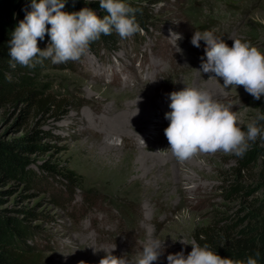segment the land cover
<instances>
[{
	"label": "rangeland",
	"instance_id": "rangeland-1",
	"mask_svg": "<svg viewBox=\"0 0 264 264\" xmlns=\"http://www.w3.org/2000/svg\"><path fill=\"white\" fill-rule=\"evenodd\" d=\"M123 2L149 10L146 28L112 48L86 51L78 61L53 64L49 59L13 69L10 48L0 46V155H15L13 161L22 160L30 172V177L9 174L0 162V217L29 230L27 243L41 254L40 264H99L106 255L102 249L114 247L112 255L137 260L152 239L164 241L165 248L153 264H167L168 254L183 251L186 257L193 244L204 246L196 237L201 229L227 227L225 234L216 232V239H237L264 216L260 158L239 174L234 154L222 151L176 159L170 169L177 165L178 184L176 176L165 175L164 163L155 169L152 160L139 155L128 159L130 152L143 149L138 148L145 143L143 135L164 132L167 126L158 129L157 122L167 109L153 106L142 132L116 135L110 142L94 122L105 118L113 96L122 91L138 97L147 93L170 104V93L201 87L219 103L232 105L246 132L249 123L264 115V95L256 100L243 86L226 89L223 78L203 73L205 42L197 48L191 39L195 31H213L229 47L239 39L264 52V0ZM172 33L182 37L175 46ZM25 79L37 92L30 100L19 95ZM92 141L115 147V158L99 156ZM6 143L12 145L6 148ZM257 143L258 137L249 141L248 150ZM169 156L163 154L160 162ZM129 169L134 173L127 175ZM68 172L73 184L66 183Z\"/></svg>",
	"mask_w": 264,
	"mask_h": 264
},
{
	"label": "clouds",
	"instance_id": "clouds-1",
	"mask_svg": "<svg viewBox=\"0 0 264 264\" xmlns=\"http://www.w3.org/2000/svg\"><path fill=\"white\" fill-rule=\"evenodd\" d=\"M99 2L100 8L107 12L103 19L88 8L71 13L61 11L65 7V0H31L32 10L26 13L11 34L9 66L13 69L17 64L35 67L49 59L53 64L78 61L87 51L90 42L98 40L101 34L111 35L115 30L123 39L142 31L135 19L139 9L130 7L123 0ZM48 25H51L50 29ZM46 34L50 36L51 43L41 50L38 39L43 40ZM171 36L174 46L176 40L182 38L177 33ZM200 41L206 45V62L201 58L203 73L215 74L210 77L213 79L223 78V87L226 89L230 85L243 86L256 100L264 95V52L239 39H233L229 47L213 31H195L191 43L199 48ZM177 51L181 50L177 48ZM169 98L171 111L165 114V118L170 123L164 134L172 154L180 161L199 153L214 154L218 151L242 158L250 147L249 141L254 142L257 137L264 139V132L257 126L258 121L264 120V115H258L247 125V131H242L232 105L219 103L205 88L186 87L170 93ZM114 248L110 251L102 249L106 255L100 259L99 264H153L165 251L164 241L159 239L146 243L137 260L112 255ZM259 256V252L255 253L256 258L248 256L246 264H258ZM167 264L242 262L222 258L210 250L207 244L203 247L193 244L186 257L183 251L168 254Z\"/></svg>",
	"mask_w": 264,
	"mask_h": 264
},
{
	"label": "trees",
	"instance_id": "trees-1",
	"mask_svg": "<svg viewBox=\"0 0 264 264\" xmlns=\"http://www.w3.org/2000/svg\"><path fill=\"white\" fill-rule=\"evenodd\" d=\"M37 2H39V0H37ZM125 3L132 8L139 9V11L135 13V19L140 28L145 29L146 21L150 17L148 15L149 10L143 5ZM84 8L91 9L101 19L107 15L106 10L100 8L99 2L87 3L79 0H65V7L61 9V11L70 13L79 12ZM31 10V0H0V46L4 45L6 49L10 48L9 41L11 40L12 32H14L19 22L24 19L26 13ZM47 27L50 29L51 25ZM120 39L121 37L115 30H113L111 35L101 34L98 40L90 42L87 51L98 53L102 49L112 48L119 43ZM45 43L46 48L51 43L50 36L47 34L43 40L38 39V47L41 49ZM21 84L23 85V89L19 95H22L23 98L30 100L37 95L36 88L34 85H31L27 79H25L24 82L21 81ZM259 125L262 132H264V120H260ZM257 144H259V147L250 148L242 158L234 155L237 160L235 171L238 174L247 171L249 164L255 162L257 158H260L257 166V175L264 192V139L258 137ZM5 145L6 148H9L12 144L6 143ZM15 146L23 147L20 144H16ZM14 156L15 155H11L9 152L0 155V162L4 163L2 166L3 171L9 174L19 175L24 173L26 176L30 177V172L29 169H26V164L22 160L13 161ZM64 177L67 181L66 183L73 184L74 180L71 172L64 174ZM59 197L61 196H58V198ZM225 228L219 227L214 232L201 229L197 232L196 237L200 242H203L204 245H209L210 250L217 253L222 258H231L241 261L242 264H246L248 256L256 258L255 253L259 252L260 256L257 258L258 264H264V216L260 218L258 224L241 230L238 235L239 238L237 239L231 238L224 241L216 239V232L219 231L225 234L229 231L227 227ZM28 231L29 230L19 221L0 217V264L41 263V254L27 243V239L31 238Z\"/></svg>",
	"mask_w": 264,
	"mask_h": 264
},
{
	"label": "bare ground",
	"instance_id": "bare-ground-1",
	"mask_svg": "<svg viewBox=\"0 0 264 264\" xmlns=\"http://www.w3.org/2000/svg\"><path fill=\"white\" fill-rule=\"evenodd\" d=\"M135 94V93H134ZM111 98V97H110ZM114 100L109 110H105V118L97 120L96 122L97 126L99 128H102V132L106 135L107 142L110 140L116 139V135H137L138 133L142 132L143 129H145L149 123L148 119L152 115L153 112H155L152 107H156L159 110L161 108L167 109V111H171L169 105L170 104H162V102H158L148 96V94H142L138 97V95L128 94V93H117L113 96ZM132 98H134L131 102H129ZM137 98V99H135ZM105 101H108L106 99ZM165 119V120H163ZM158 123V129H162V125L165 124V126L168 127L169 121L166 118H161ZM157 127V126H156ZM160 137H163L160 139V137H156L154 134L152 136L143 135V138L141 137V140L144 139L145 143L139 144L138 148L143 147L142 150L133 151L128 154L129 160H131L134 156H141L143 159L147 158L155 168L162 167V163H164V168L166 169V176H170L173 174L174 178L176 176L178 184H182V179H179V174L176 172L178 171L177 165H175L173 170L171 171V164L174 161H176V157L170 152V145L168 143L167 138H165L164 132H159ZM121 141V139H120ZM154 143V144H153ZM113 144H119V141L115 140ZM155 144H157L159 153L155 152ZM92 147L96 149L98 152L97 154L101 156L102 158H115V147L112 145L103 146L98 141H92L91 143ZM119 146V145H117ZM141 146V147H140ZM170 153V156L165 158L164 162H160L161 156L163 154ZM117 155V154H116ZM114 156V157H113ZM134 173L133 170H127V175H131ZM182 186V185H180ZM141 189V188H139ZM184 192V189H183ZM182 192V193H183Z\"/></svg>",
	"mask_w": 264,
	"mask_h": 264
}]
</instances>
